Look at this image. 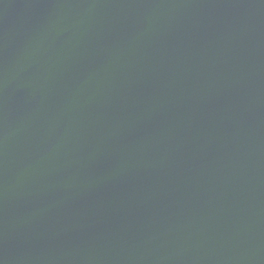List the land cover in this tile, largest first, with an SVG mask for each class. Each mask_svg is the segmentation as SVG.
Here are the masks:
<instances>
[{
    "label": "water",
    "instance_id": "obj_1",
    "mask_svg": "<svg viewBox=\"0 0 264 264\" xmlns=\"http://www.w3.org/2000/svg\"><path fill=\"white\" fill-rule=\"evenodd\" d=\"M0 264H264V0H0Z\"/></svg>",
    "mask_w": 264,
    "mask_h": 264
}]
</instances>
